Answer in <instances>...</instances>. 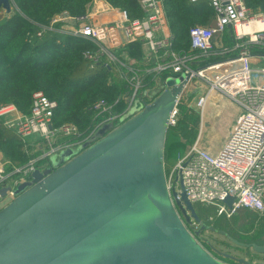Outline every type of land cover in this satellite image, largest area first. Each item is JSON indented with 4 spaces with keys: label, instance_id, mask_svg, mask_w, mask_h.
<instances>
[{
    "label": "built area",
    "instance_id": "1",
    "mask_svg": "<svg viewBox=\"0 0 264 264\" xmlns=\"http://www.w3.org/2000/svg\"><path fill=\"white\" fill-rule=\"evenodd\" d=\"M188 1L192 4L207 1L216 19L214 26L190 28L188 52L174 49L164 0H138L143 18L130 19L126 10L107 5L104 0H93L85 15L73 16L64 11L51 18L50 29L88 40L96 46L95 50L84 53L89 69H95L100 63L115 67L114 72L129 88L126 107L113 110L118 101L114 105L106 100L96 101L89 110L98 117L105 115L104 118L83 138L72 141L81 137L79 128L74 124L54 126L58 102L42 91L33 94L29 114L22 113L13 103H0V118L15 128L27 150L32 148L37 153L25 167L10 173L8 162L0 163V209L15 198V189L20 183L30 181L34 171L52 166V155L69 147L80 151L150 105L167 87V80L182 77L187 81L176 100L170 126L177 124L181 106L195 109L200 125L196 141L176 159L167 175L173 203L176 201L173 190L181 192V180L193 204L216 206L218 216L232 217L241 209L264 215V52L250 49L252 46L264 48V13L249 7L245 0ZM227 27L233 30L236 40L233 49L237 54L209 61L211 56L225 53L215 51L213 40ZM137 41H141V59L130 56L126 50ZM159 80L163 83L161 90L156 88ZM192 85L195 91L205 89L194 102L190 100ZM214 96L234 102L242 109L223 143L217 146L204 143L202 134L206 105ZM43 161V165H38ZM18 173L20 178L12 179L11 175ZM4 188H7L5 192ZM228 196L234 198L232 208L224 203ZM191 225L194 226L189 227L191 230L198 228L194 220Z\"/></svg>",
    "mask_w": 264,
    "mask_h": 264
},
{
    "label": "water",
    "instance_id": "2",
    "mask_svg": "<svg viewBox=\"0 0 264 264\" xmlns=\"http://www.w3.org/2000/svg\"><path fill=\"white\" fill-rule=\"evenodd\" d=\"M0 6L11 12V0ZM186 81L167 80L150 105L20 183L0 209V264H229L199 238L229 235L203 222L181 180L175 204L168 189L166 137ZM244 245L264 254V241Z\"/></svg>",
    "mask_w": 264,
    "mask_h": 264
},
{
    "label": "trees",
    "instance_id": "3",
    "mask_svg": "<svg viewBox=\"0 0 264 264\" xmlns=\"http://www.w3.org/2000/svg\"><path fill=\"white\" fill-rule=\"evenodd\" d=\"M93 0H12L13 9L5 12L0 6V103H13L24 114H29L33 94L42 91L48 98L58 102L53 116V125L74 124L81 137L87 135L105 115L97 116L89 110L99 100L114 105L113 110L126 107L125 96L129 88L125 81L108 68L98 64L89 69L84 57L86 51L96 46L85 39L50 29L51 18L64 11L73 16L87 13ZM109 5L124 9L130 19L143 18L138 0H105ZM255 11L264 13V0H245ZM11 2V3H12ZM165 11L174 36V49L188 52L191 48L189 30L194 25L214 26V10L203 1L192 4L188 0H164ZM60 26V25H58ZM42 32L38 35V32ZM215 40V39H214ZM213 44L215 47V41ZM224 47L230 50L210 57L209 61L235 56L236 40L232 28L222 34ZM252 52H264V48L252 46ZM126 50L129 55L142 58L141 41L131 43ZM216 51H220L215 47ZM196 67V65H192ZM149 81V78L147 79ZM192 95L190 100H192ZM181 114L175 126H170L165 144V165L168 175L173 163L196 141L200 117L195 109L181 106ZM182 148V149H181ZM25 148V143L15 128L0 118V152L7 161L8 173L25 167L37 153ZM61 160L58 157L59 161ZM40 162L38 165H43ZM53 163V162H52ZM21 174H12L19 179ZM190 228V224L188 225ZM212 253L228 262L224 255L206 246Z\"/></svg>",
    "mask_w": 264,
    "mask_h": 264
},
{
    "label": "rangeland",
    "instance_id": "4",
    "mask_svg": "<svg viewBox=\"0 0 264 264\" xmlns=\"http://www.w3.org/2000/svg\"><path fill=\"white\" fill-rule=\"evenodd\" d=\"M162 85H163L162 81L159 80L156 84L157 90H161ZM194 87L195 86L192 85L191 88L189 89L191 91L190 94H192V92L194 93L195 91ZM197 92H200L201 94L205 93L204 87L200 88ZM194 101L196 100L193 99V102ZM222 101L225 102V104L226 103L227 104L225 105L223 102L213 103V104L209 102L207 104L206 115L207 117L210 116L211 119H209L208 125H205V127L203 128L204 142H206L207 137L209 136L211 130L212 129L214 130L213 128L214 125V127L216 126L215 127L216 129H219L218 132L222 135V138H220L218 143L219 144L223 143L224 137H226L229 134L231 128L235 123L234 114L231 111V109L238 108L240 109L239 114L242 113V109L236 103L234 102L228 103V101L225 100ZM228 105H230V107H228ZM218 126L220 128H218ZM73 150H74L73 147L62 149L57 154L52 155L51 159L52 161H56L58 157L61 158L64 154ZM184 154L185 153L181 155ZM71 155L72 154H70V156ZM177 157L179 158L180 156ZM6 190L7 188H4V192ZM195 208L198 215L203 220V222L212 225L219 230H223L229 235V239H228L227 235L215 231L212 232L211 230H205V233L203 235V238L207 237L210 240V242L213 244V246L223 251V253L228 252L231 255L236 253L239 256H242L244 259L248 257L250 258V256L252 255L250 252H253L255 254L253 248L252 247L249 248L251 249V251H248L249 252L248 254L247 250L236 247V244H234L235 242L234 240L237 239L239 241L246 243L250 241H254L256 243H262L264 240V215H262L259 212L248 209H241L234 216L227 217L224 215L218 216L216 206L196 204ZM191 227L194 226L191 225ZM255 259L263 262L264 255H259V257Z\"/></svg>",
    "mask_w": 264,
    "mask_h": 264
},
{
    "label": "crops",
    "instance_id": "5",
    "mask_svg": "<svg viewBox=\"0 0 264 264\" xmlns=\"http://www.w3.org/2000/svg\"><path fill=\"white\" fill-rule=\"evenodd\" d=\"M105 1V0H104ZM11 2H12V0H11ZM203 2V1H202ZM105 3L107 4V5H109L106 1H105ZM201 3V2H200ZM199 4V3H198ZM13 2H12V4H11V8L13 9ZM93 6V3H91L90 4V8ZM3 9H4V11L7 13L8 11H7V9L6 8H4L3 7ZM12 9H11V11H12ZM9 13V12H8ZM167 19H168V17H167ZM213 21H214V24H215V22H216V19H215V14H214V16H213ZM168 22H169V20H168ZM169 26H170V24H169ZM215 47L217 48V49H219L221 52H227V51H229L230 49L228 48H226V47H224V45H223V43H222V34H220V35H218V36H216V38H215ZM215 47H214V49H215ZM231 50H234L233 49V47H232V49ZM216 51V50H215ZM130 57V56H129ZM196 82H200V80H197ZM201 93L200 92H197V91H194V93H192L191 95H192V98L193 99H195V100H197V98H198V96L200 95ZM222 100H225V101H227L226 99H224V98H221V97H219V96H214L213 97V100L211 101L210 100V102L213 104V103H219V102H223ZM230 101H228V103H229ZM209 103V102H208ZM224 104H225V102H223ZM227 104V103H226ZM225 104V105H226ZM228 107H230V105H228ZM206 108H207V105H206ZM235 109V110H234ZM234 109H231V111L233 112V114H234V118H235V120H236V118H237V116L239 115V110L240 109H238V108H234ZM209 119H211L210 118V116L209 117H207V115H206V109H205V119L203 120V126L205 127V125H208V123H209ZM203 127V128H204ZM209 127V126H208ZM216 127V126H215ZM214 127V125H213V128H214V130L212 131L211 130V132H210V134H209V136L207 137V140H206V142H204V143H206L207 145H209V144H216V146L219 144L218 143V141L220 140V138H222V135L218 132V130L219 129H216ZM218 128H220L219 126H218ZM216 131V132H215ZM202 134H203V129H202ZM4 160V158H3V155L1 154V152H0V162L1 161H3ZM234 216V215H233ZM248 254H249V252H247ZM255 257H259V256H255Z\"/></svg>",
    "mask_w": 264,
    "mask_h": 264
},
{
    "label": "flooded vegetation",
    "instance_id": "6",
    "mask_svg": "<svg viewBox=\"0 0 264 264\" xmlns=\"http://www.w3.org/2000/svg\"><path fill=\"white\" fill-rule=\"evenodd\" d=\"M191 224H192V222L190 223V226H191ZM191 228H194V227H191ZM217 230H219V229H217ZM214 232V231H213ZM215 232H217V231H215ZM204 233H205V231H203L201 234H200V240L202 241V243L205 245V246H209L211 249H213L214 251H216V253L218 254V255H224L225 256V254L226 253H228V252H225V253H223V251H221V250H219L218 248H216V247H214L213 246V244L210 242V240L207 238V237H204L203 238V235H204ZM227 237V236H226ZM232 237V236H231ZM228 239H229V237H227ZM235 239V238H234ZM237 242H234V244H236V247H239V248H243V249H245V250H247V252L248 251H251V249H249L248 247H246L244 244H252V243H256V242H254V241H250V242H242V241H239V240H237V239H235ZM264 241V240H263ZM263 243V242H262ZM262 243H257V244H262ZM251 248V247H250ZM252 255L250 256V258L248 257V258H246V259H244L242 256H239L238 254H230V256H231V258H228L227 256L225 257V258H228V263L229 264H246L247 263V261H252V262H254V263H257V262H262V261H260V260H257V259H255V258H257V257H255V256H259V255H264V254H257V253H253V252H250ZM241 260H244L243 262H241ZM263 262H264V260H263Z\"/></svg>",
    "mask_w": 264,
    "mask_h": 264
},
{
    "label": "bare ground",
    "instance_id": "7",
    "mask_svg": "<svg viewBox=\"0 0 264 264\" xmlns=\"http://www.w3.org/2000/svg\"><path fill=\"white\" fill-rule=\"evenodd\" d=\"M101 5H105V3L104 2H101Z\"/></svg>",
    "mask_w": 264,
    "mask_h": 264
}]
</instances>
